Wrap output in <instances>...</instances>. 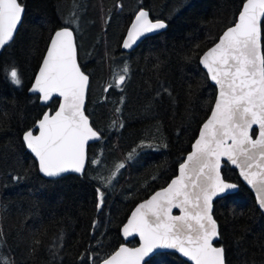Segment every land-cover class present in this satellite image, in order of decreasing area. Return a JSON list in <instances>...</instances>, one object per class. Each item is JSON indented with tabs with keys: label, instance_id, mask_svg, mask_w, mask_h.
I'll return each instance as SVG.
<instances>
[{
	"label": "trees",
	"instance_id": "16d2710c",
	"mask_svg": "<svg viewBox=\"0 0 264 264\" xmlns=\"http://www.w3.org/2000/svg\"><path fill=\"white\" fill-rule=\"evenodd\" d=\"M19 2L23 21L0 49V264H99L125 242L121 228L133 207L167 185L191 150L216 98L200 57L236 22L245 0ZM141 8L167 27L126 52L122 42ZM64 26L75 32L90 78L85 111L102 138L89 146L83 175L50 179L23 134L58 105H42L29 88ZM262 47L264 53V20ZM125 65L123 85L110 87ZM13 66L19 85L4 72ZM118 164L124 167L108 183ZM222 172L239 184L214 202L226 264H264V215L237 170L226 164ZM97 189L104 193L99 209ZM146 264L191 263L160 252Z\"/></svg>",
	"mask_w": 264,
	"mask_h": 264
},
{
	"label": "snow or ice",
	"instance_id": "6c2138e0",
	"mask_svg": "<svg viewBox=\"0 0 264 264\" xmlns=\"http://www.w3.org/2000/svg\"><path fill=\"white\" fill-rule=\"evenodd\" d=\"M23 12L19 0H0V47L13 38ZM264 0H245L238 21L228 27L219 42L206 51L202 63L219 94L211 116L200 129L199 137L171 183L139 204L123 226L125 237L138 234L140 246L118 250L102 264H140L155 248L177 249L194 264H225L223 247L214 246L218 225L211 215L214 197H224L235 189L221 177L222 158L241 170V175L257 191L259 206L264 209V53L261 51V22ZM162 20L152 22L141 10L123 42L130 48L145 33L163 29ZM113 82L121 87L127 65ZM16 85L21 83L18 70L4 69ZM89 77L76 60L73 32L64 27L51 37L31 91L49 101L53 94L63 98L54 114L46 112L38 121V135L24 134L27 147L38 158L39 168L47 176L73 171L82 173L86 161V144L99 138L83 104ZM120 111L119 108L116 109ZM258 126L252 138L251 130ZM131 153L129 158H131ZM123 164L108 178H114ZM97 209L103 205L104 193L97 189ZM174 208L180 215H172Z\"/></svg>",
	"mask_w": 264,
	"mask_h": 264
},
{
	"label": "water",
	"instance_id": "95a60500",
	"mask_svg": "<svg viewBox=\"0 0 264 264\" xmlns=\"http://www.w3.org/2000/svg\"><path fill=\"white\" fill-rule=\"evenodd\" d=\"M22 7H23V6H22ZM141 10H143V11H145V12L148 13V19H149V20H151L152 22H155V21H156V20H154V19H152V18L150 17L149 11H148L146 8H141V9L136 13V15H137ZM241 10H242V8H241ZM24 14H25V10H24V7H23V12H22V15H21V20L19 21V23H18V25H17V28H16L15 31H14L13 38L15 37V35H16V33H17V31H18V29H19V27H20V25H21V23H22V21H23ZM136 15L134 16L132 22L130 23V25H129V27H128V30H129V28L131 27L132 23L135 21V17H136ZM238 17H239V15H238ZM263 20H264V18H262V22H263ZM162 21H164V20H162ZM236 21H238V18H237ZM262 22H261V28H262ZM164 23L166 24L165 21H164ZM231 26H234V24L231 25ZM231 26H229V27H231ZM64 27H68V26H64ZM64 27H61V28L56 29V30L54 31V33H53L52 36H54L55 32L60 31V30L63 29ZM166 27H167V24H166ZM166 27L163 28V29L154 30L153 32H150V33H145L143 36H140V37L136 40V42H135L130 48H124V47H123V42H124V40L127 38V33H128V30H127V33H126V35H125V37H124V40H123V42H122V48H123V50L126 51V52H130V51H132V50L135 49V48L141 43V41L144 40L146 37H148V36H150V35H154V34H156V33H159V32H161V31L165 30ZM69 30L73 32V41H74V45H75V48H76V60H77V64L79 65L81 71L84 72L83 69H82V67H81V65H80V63H79V58H78V48H77V43H76L75 32H74V30H73L72 28H70V27H69ZM226 30H227V28H226L224 31H226ZM224 31L221 33L220 36L223 35ZM220 36H219V37H220ZM13 38H12V39H13ZM12 39H11V40H12ZM11 40H10V41H11ZM50 40H51V39H50ZM10 41H9V42H10ZM9 42H7L6 44H8ZM218 42H219V38H218V40H217V41H216L211 47H209L207 50H205L204 53H205L206 51H208L210 48L214 47V45H215L216 43H218ZM6 44H5V45H6ZM5 45H4V46H5ZM49 45H50V41H49V44H48L47 48L49 47ZM4 46L0 47V49L3 48ZM261 51H262V53H263V47H262V33H261ZM46 53H47V49H46V51H45V54H44V56H43V59H44ZM204 53H203L202 56L200 57V65H201V67L206 71V73L208 74L211 83L216 87V98H217V96H218V94H219V86H218L214 81L211 80V76H210V74L208 73L207 68H206V67L204 66V64L202 63V57H203ZM43 59H42V61H41V63H40V66H39L37 72H36V75H35V77H34V80H33L32 84H31V86H30V88H29V92H30L31 94H37V95H39L40 103H41L42 105H44V106H48V105H49L54 99H57V100H58V105H57L56 109H55L54 111H52V112H51V109H50V108H48V109L46 110V112H48V113H50V114H54L55 111L59 108L60 103H62L63 98L60 97L58 94H53V97H52L49 101L45 102V101H43V100L41 99V96H42L41 93L31 91L32 86H33V84L35 83L36 76H37V74L39 73V69H40V67H41V65H42ZM84 73H85V72H84ZM85 75L88 76V74H86V73H85ZM88 77H89V76H88ZM89 85H90V78H89V82H88V87H87L86 92H85L84 104H83V111H84V114H85L87 117H88V115L86 114L85 107H86V103H87V96H88ZM216 98H215V101H216ZM215 101H214V103H213L212 109H213L214 106H215ZM212 109H211V111H212ZM211 111H210V114L208 115V117L206 118V120L203 122V124H204V123L207 121V119L211 116ZM46 112H45V113H46ZM45 113H44V114H45ZM42 118H43V116H42L40 119H42ZM40 119H39V120H40ZM88 119H89V124H90V126H91L94 130H96V129L92 126V124H91V120H90L89 117H88ZM39 120H38V121H39ZM38 121L36 122L35 126H34L33 128H31V130H33V134H34V135H38V134H39V133H38V130H37ZM203 124H202V126H203ZM202 126L200 127V129L202 128ZM29 130H30V129H29ZM96 131H97V130H96ZM26 132H27V131H26ZM97 132H98V131H97ZM98 133H99V132H98ZM199 133H200V130H199ZM199 133H198V136L196 137V139L199 137ZM24 134H25V132H24ZM24 134H23V137H24ZM257 134H258V126H253V128H252V130H251L252 138L255 139L256 136H257ZM101 138H102V136H101V134L99 133V138H94V139H91V140H89V141L87 142V144H86V161H85V165H84V169H83L82 173H76V172H73V171H69V172H66V173H62V174H60L59 176H47V175H45L44 173H42V172L40 171V168H39L38 158H36V157H35V154L32 153V151L27 147L26 142L24 141V139H23V142H24V144H25L27 150L32 154V156H33V157L35 158V160L37 161L40 174H41L43 177H45V178L55 179V178H59V177H61V176L68 175V174L83 175L84 172H85V170H86L87 163H88V149H89V146H90L91 144H93V143H96V142L100 141ZM196 139H195V141H196ZM195 141L193 142L192 147H191V150L188 152V154H189L190 152L193 151V145H194ZM188 154L186 155L185 159L187 158ZM185 159H184V161H185ZM184 161H183V162H184ZM183 162H182V163H183ZM226 164H228L229 166H231L232 168H234V169L237 170V172H238V174H239V176H240L241 181H242V182H243V183H244V184H245V185H246V186L252 191V193H253V195H254V197H255V200H256V204H257L258 208L260 209V211H261V212L263 213V215H264V209H262V208L259 206V201H258V196H257V191H256V189H254L251 185H249V184L247 183V181L244 179V176L241 175V170H240V168H239L238 166H236V165L231 164V162L228 161L227 158L225 157V158H222V162H221V169H220L221 177L224 179L225 182H227V183H231V184H235V185L237 186L235 189L230 190V194L235 193V192L238 191V189H239V184H237V183H235V182H232V181H229V180H227V179L224 178V175H223L222 169H223V167H224ZM178 175H179V167H178V172H177V174H176V175H175V176L169 181V183H168L167 185H165L164 187L159 188V189H157L156 191H154V192H153L149 197H147L146 199H144V200L138 202V203L133 207V209H132V211L130 212V215L128 216V218L131 216V213L136 209V207H137L139 204L143 203L145 200L150 199V198H151L156 192L161 191L163 188H166V187L171 183V181H172L173 179H175L176 176H178ZM219 198H222V197H214V198H213V201H212V208H211V215H212L213 219L216 221L217 225H218V222H217V220H216L215 217H214L213 209H214V202H215V200H217V199H219ZM180 214H181V213H180V210H179L178 208H174V209H173V211H172V215H180ZM128 218H127V220H128ZM125 223H127V221H126ZM123 226H124V225H123ZM123 226H122V228H121V235H122L123 240H124L125 242H124L123 244H121V245H124L125 247H128V248H136V247H139V246H140V243H141L139 235H138V234H134V235H132V236L125 237L124 234H123ZM218 233H219L218 238L214 240V246H216V247H223V246L217 244V242H218L219 239H220L219 225H218ZM134 239H137V240H138V244H137L136 246H131V245H129L128 242L131 241V240H134ZM121 245H120V246H121ZM120 246H119V247H120ZM119 247H118L116 250H118ZM223 249H224V248H223ZM116 250H115V251H116ZM115 251H114V252H115ZM114 252H113V253H114ZM160 252H174V253H176L177 255H179L181 258H183L184 260H186L187 262H189V263H191V264H194V261H192L189 257L184 256V255H183L181 252H179L177 249H172V248H155L151 253H149L147 256L144 257V259L140 262V264H146V263H147V262H148V261H149V260L155 255V254L160 253ZM224 260H225V252H224ZM102 261H103V260H102ZM102 261H101L99 264H102ZM225 264H226V261H225Z\"/></svg>",
	"mask_w": 264,
	"mask_h": 264
}]
</instances>
